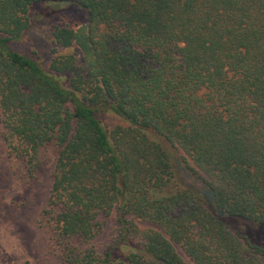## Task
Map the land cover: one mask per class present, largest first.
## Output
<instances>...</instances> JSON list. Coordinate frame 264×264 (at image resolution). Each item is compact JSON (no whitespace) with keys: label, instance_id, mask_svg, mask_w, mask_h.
<instances>
[{"label":"trees","instance_id":"1","mask_svg":"<svg viewBox=\"0 0 264 264\" xmlns=\"http://www.w3.org/2000/svg\"><path fill=\"white\" fill-rule=\"evenodd\" d=\"M65 13L55 54L11 48ZM0 119L29 173L57 146L39 224L61 264H264L232 224L264 230V0H0Z\"/></svg>","mask_w":264,"mask_h":264},{"label":"rangeland","instance_id":"2","mask_svg":"<svg viewBox=\"0 0 264 264\" xmlns=\"http://www.w3.org/2000/svg\"><path fill=\"white\" fill-rule=\"evenodd\" d=\"M53 23H67L71 28L76 29L82 21L73 13L54 16L47 21L40 20L36 16L29 22V29L17 40L10 42L11 48L35 60L44 61L57 52L49 37ZM73 50L75 49L67 47L63 51ZM2 131L3 125L0 119V264H61L57 254L58 249L51 245L47 231L39 224L40 212L45 207L48 196L57 146L52 143L40 146L36 169L29 173L23 159L6 149L1 136ZM178 163L176 161V164ZM178 171L177 179L182 186L204 193L203 184L194 174L184 170L185 172L182 171L179 175ZM111 221L109 217L104 224L103 234L95 237V244L102 243L108 236L107 231ZM147 224V222H138L140 226ZM232 224L243 231L248 228L245 234L262 239L264 244L263 229L253 228L246 221L238 218L234 219ZM176 249L183 260L192 263L180 248L176 246Z\"/></svg>","mask_w":264,"mask_h":264}]
</instances>
